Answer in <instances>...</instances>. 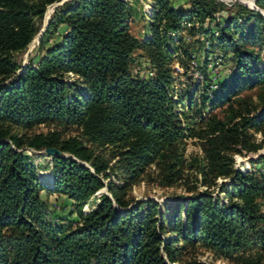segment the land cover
I'll return each mask as SVG.
<instances>
[{"label":"trees","instance_id":"16d2710c","mask_svg":"<svg viewBox=\"0 0 264 264\" xmlns=\"http://www.w3.org/2000/svg\"><path fill=\"white\" fill-rule=\"evenodd\" d=\"M62 1L0 0V264H204L200 251L264 264V177L233 160L258 152L251 132L264 129V58L255 50L264 46V0L258 10L242 0H187L188 8L151 0L148 39L133 34L125 0H71L53 13L38 63L23 66L17 56ZM222 13L230 17L218 24ZM206 42L234 57L219 91L208 85ZM203 51V81L177 88L182 76L193 80ZM137 52L148 76L136 69ZM255 90L257 105L242 99ZM224 108L228 120L215 114ZM40 126L51 129L31 133ZM190 139L203 158H185ZM152 168L162 187L194 176L210 190L227 179L218 187L229 203L196 185L187 198L136 200L132 188L153 179ZM43 192L65 196L76 219L53 223Z\"/></svg>","mask_w":264,"mask_h":264},{"label":"rangeland","instance_id":"374dc122","mask_svg":"<svg viewBox=\"0 0 264 264\" xmlns=\"http://www.w3.org/2000/svg\"><path fill=\"white\" fill-rule=\"evenodd\" d=\"M71 0H66L65 3ZM129 3L135 12L134 19L132 21V32L133 34L140 39H148L151 35L148 33L147 24L149 22V18L152 14V2L151 0H125ZM221 1V0H220ZM232 0H223L229 4ZM255 0H242V4L251 8V3ZM63 4H59L57 7H49L46 17L43 21V28L46 23L51 20L53 13L56 8L63 6ZM246 3V4H245ZM175 6L188 8L187 0H174ZM252 9V8H251ZM230 17V13H222L217 18L218 24H225ZM215 25V24H214ZM250 27L248 25L247 29ZM42 28V29H43ZM63 32V29L61 30ZM188 41V38H187ZM39 36H37L29 49L21 53L17 56V59L23 63V66H27L30 63V60L33 59V63L36 65L39 61L40 56L43 55L42 52H38L39 48ZM256 53L260 54L264 58V46L256 47ZM205 52H209V81L208 85L213 91H219L220 85L222 83L228 82L235 72V62L234 57L231 52L226 49L221 48L218 44L213 45L210 43H205L204 47ZM204 51L198 53L196 57V63L193 64L195 69H198V64H201L205 60L206 53L204 55ZM142 52H137L134 55V59L136 60V69L141 70L140 72L145 76L149 75L148 63L145 60ZM176 70L179 74H183L184 71L180 70L176 65ZM193 80L189 81L188 78L182 76L178 82L177 88H183L188 90L189 88H194L196 83L203 81V77L200 73V69L194 74ZM242 99H245L247 103H251L253 101L256 105L259 103L258 92L255 91H247L242 94ZM245 106V105H244ZM236 108L239 109V105H236ZM206 116L208 114V110L205 112ZM215 114L218 115L221 120H228L230 116V112L226 111V109H218L215 111ZM51 127L48 126H40L31 131V133H47ZM253 135V143L259 145L260 149L258 152H250L246 153L243 151L242 153H235L233 155L234 166L235 169L241 172H259L264 177V159H260V157H264V129L260 132H251ZM184 150L185 158L188 160H193L195 158H203V149L202 143L198 139H190L184 142L181 146ZM154 171L155 168H152L150 172ZM158 173H154L152 176L153 179H142L139 183L134 185L131 191V196L136 200H146V199H154L158 201L160 204L164 202L171 201L176 198H187L191 194L188 192L189 188H192L196 185L194 176H191L189 181H186L182 184L176 185L174 187H162L157 182L156 176ZM222 183H229L227 179L219 178L217 180V186L208 190V188L203 186L197 187V192H207L210 191L212 193L214 201L221 202L222 204H228L229 201L226 198L224 193H221L219 190V185ZM108 194L107 191L102 190L95 197H93L88 204L85 206L84 211L90 212L93 210L96 205L100 202V199L103 195ZM42 199L48 203V212L51 218V221L55 224H59L60 222L69 221L76 219V215H72L73 206L72 203L63 195L59 194H47L46 192L42 193ZM264 209V205H263ZM197 260L204 264H234L233 262H229L226 260H218L213 258V256L205 251H200L197 255Z\"/></svg>","mask_w":264,"mask_h":264},{"label":"water","instance_id":"95a60500","mask_svg":"<svg viewBox=\"0 0 264 264\" xmlns=\"http://www.w3.org/2000/svg\"><path fill=\"white\" fill-rule=\"evenodd\" d=\"M221 1H223V0H221ZM65 2H66V0H63V1L61 2V4L65 3ZM59 4H60V3H59ZM59 4H55V5H53V7H57ZM245 4H246V3H245ZM251 8H252V9H256V10H258L257 7H256V5H255V1H253V3H251ZM49 24H50V20L47 22V24L45 25V27L41 30V32H40V34H39V41L41 40L42 35L46 32V30H47ZM46 152H48V153H55V154H59V155H63L62 153H60V152H58V151H56V150H47ZM104 191H107V189H104Z\"/></svg>","mask_w":264,"mask_h":264},{"label":"bare ground","instance_id":"6f19581e","mask_svg":"<svg viewBox=\"0 0 264 264\" xmlns=\"http://www.w3.org/2000/svg\"><path fill=\"white\" fill-rule=\"evenodd\" d=\"M53 8V5L51 6ZM50 20V19H49ZM47 24V23H46Z\"/></svg>","mask_w":264,"mask_h":264}]
</instances>
